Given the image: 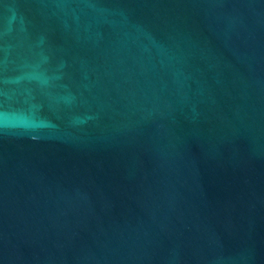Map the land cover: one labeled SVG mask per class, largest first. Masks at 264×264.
<instances>
[{"label":"water","instance_id":"water-1","mask_svg":"<svg viewBox=\"0 0 264 264\" xmlns=\"http://www.w3.org/2000/svg\"><path fill=\"white\" fill-rule=\"evenodd\" d=\"M0 264H264V0H0Z\"/></svg>","mask_w":264,"mask_h":264}]
</instances>
